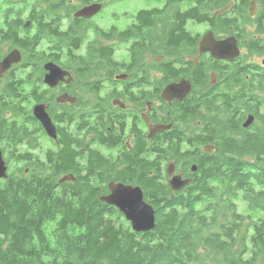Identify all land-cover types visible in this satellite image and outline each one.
Listing matches in <instances>:
<instances>
[{
  "label": "trees",
  "instance_id": "obj_1",
  "mask_svg": "<svg viewBox=\"0 0 264 264\" xmlns=\"http://www.w3.org/2000/svg\"><path fill=\"white\" fill-rule=\"evenodd\" d=\"M102 1L106 0H0V47L8 44L23 53L22 63L15 68L20 73L11 70L3 81L6 122L31 116L32 101L41 100L37 70L45 60L47 47L50 61L63 68L67 66L62 57L72 63L70 70L77 85H93L95 38L84 55H76V51L89 32L96 36V29L89 21L72 15L91 2ZM185 1L167 0L161 10L152 8L137 14L138 21L140 15H154L150 21L155 25L148 27L149 54L162 51L157 38L169 31L167 20L164 29L155 20L157 12L171 9L178 16ZM26 10L31 27L24 30V38H18ZM228 17H217L198 7L181 16L183 21ZM63 20L68 22L64 32L60 28ZM5 55L0 50V60ZM258 80L259 90L240 94L246 103L245 113L252 112L256 122L237 138H229L222 126V107L207 106L202 114L196 110L193 122L200 121L199 128L207 134L197 143H215L218 151L210 154L209 160L197 162L195 177L179 191L171 190L159 168L163 161L175 158L178 143L172 142L160 157L147 155L141 159L132 155L115 175L109 167H103L101 158L90 157L91 162L98 163H88L82 175L77 112L64 107L68 110L67 122H74L75 127L69 135L61 133L58 152H49L43 160L34 154L15 158L11 152L9 157L3 156L6 163L22 160L27 164L13 169L7 164L8 178L0 180V264H264V68ZM18 138L13 129H5L3 152L15 146ZM69 174L75 182H60V177ZM110 180L139 185L144 200L154 208V230L134 233L115 207L100 201ZM238 202L249 211L246 219L237 212Z\"/></svg>",
  "mask_w": 264,
  "mask_h": 264
},
{
  "label": "flooded vegetation",
  "instance_id": "obj_2",
  "mask_svg": "<svg viewBox=\"0 0 264 264\" xmlns=\"http://www.w3.org/2000/svg\"><path fill=\"white\" fill-rule=\"evenodd\" d=\"M166 1L163 0L161 6L156 9L164 8ZM92 3L94 2L90 4ZM101 3L104 6V2ZM196 7L217 17L227 15L229 17L222 20L210 18L204 21L181 19L184 13ZM226 7L230 9L225 14L217 15ZM151 9L139 10L124 22H111L105 28L95 27V74L91 86L77 85L73 72L59 64L70 73L72 80L68 83L60 82L54 88L44 84L46 71L43 66L46 62H53L48 59L51 51L46 48L45 60L40 62L37 70V83L41 90L39 97L42 98L40 101H32L30 107L32 114L33 106L45 105L56 129V139L47 136L33 114L11 119L9 123L13 122V125L6 122L3 81L18 65L13 66L1 77L2 152L5 129H13L19 136L15 146L9 149L15 157L31 156L40 148L38 141L41 140H47L53 145L46 151H40L43 156L49 152H58L60 138L64 133L68 135L73 133L75 127L74 122L69 123L66 119L68 110L64 107H71L77 112V123L79 121L76 133L81 143L78 152L82 153V158L78 166L83 170L82 175L86 174L88 163L94 165L98 163L91 162L90 157L101 158L105 163L103 166L109 167L112 175H115V172L123 170L132 155L141 159L147 155L160 157L166 153L165 148L169 142H172L173 145L178 143L175 158L160 163L161 178L168 184L166 167L171 164L172 176L180 174L181 179L189 180L190 184L198 170L197 162L209 160V155L216 153L217 150L215 143L201 145L197 143V140L205 139L207 134L203 128H199L200 121L193 122L196 110L202 114L207 106L222 107L225 116L222 126L231 139L237 138L244 130L250 131L256 119L252 112L245 113L246 103L240 94L260 88L258 75L260 69L264 68V0H188L180 5L178 16L172 14L171 9L157 12L155 20L163 29L167 20L169 31L164 37L163 31L157 38L162 51L155 54L148 53L150 47L148 27L150 24L155 25L150 21L154 15L146 13L140 15V20H137L139 12ZM251 9L255 10L252 16L249 15ZM101 11L92 19L85 21L92 22L101 15ZM28 23V26L23 23L18 38L25 37L24 30L31 27L30 21ZM197 26H202L203 29L197 31ZM206 34H212L216 42L231 39L232 41L225 47L232 51L237 50L238 53L231 59H218L210 51L200 52L199 44ZM116 54L119 56L116 57ZM181 81L189 84L190 93L180 101L164 100L162 98L164 89ZM62 94L74 98V101L57 103L56 98ZM220 100L223 103L219 102ZM249 116L254 117V121L248 128H244V122ZM56 117H60L61 120H57ZM157 125L166 126L167 129L161 131L152 129ZM206 146L214 148L207 152L204 151ZM27 172L26 170L25 173ZM69 182L73 183L75 180ZM107 194L108 191L105 195Z\"/></svg>",
  "mask_w": 264,
  "mask_h": 264
},
{
  "label": "water",
  "instance_id": "obj_3",
  "mask_svg": "<svg viewBox=\"0 0 264 264\" xmlns=\"http://www.w3.org/2000/svg\"><path fill=\"white\" fill-rule=\"evenodd\" d=\"M102 4L94 2L86 5L73 13V18L89 20L95 17L102 10ZM230 8L226 7L217 15L225 14ZM255 10L251 9L249 15H254ZM231 39H227L222 42H216L212 34H206L199 44V51H210L214 57L218 59H231L238 51H232L225 47L226 44L231 42ZM22 61V54L19 49H11L0 60V78L3 77L11 68L20 64ZM46 74L44 75V84L50 88L56 87L60 82H70L72 76L62 67L54 62H46L43 66ZM66 77H68L66 79ZM190 93V86L187 82L181 81L180 83H173L168 85L162 92V98L166 101L173 99L182 100ZM74 98L69 97L67 94H62L56 98L57 103H72ZM33 116L41 123L48 137L56 139V129L53 125L50 116L46 111V107L43 104H37L32 108ZM254 117L249 116L244 122L243 127L248 128L252 125ZM155 131H161L167 129L166 126L157 125L152 127ZM214 147L206 146L204 151L210 152ZM3 152L0 149V180H6L8 178V166L3 157ZM194 169V167H193ZM173 166L169 164L166 167L167 182L172 191H178L189 185V180L181 179V175H173ZM73 175H64L60 182L74 181ZM108 194L100 197V201L106 205L115 207L129 222L130 228L134 233H149L155 228V211L152 205L148 204L144 200L143 191L139 186L127 185L120 182L111 181L107 185Z\"/></svg>",
  "mask_w": 264,
  "mask_h": 264
},
{
  "label": "rangeland",
  "instance_id": "obj_4",
  "mask_svg": "<svg viewBox=\"0 0 264 264\" xmlns=\"http://www.w3.org/2000/svg\"><path fill=\"white\" fill-rule=\"evenodd\" d=\"M162 3H163V0H106L104 2L103 10L101 11V15L98 18L93 19L92 22H89V23L94 27L100 26V27L105 28L111 22L127 21V20H129L131 15L137 13L139 10L158 8L161 6ZM27 11H29V10H26V13H24L23 20H26V18H27ZM24 24L26 26H28L29 23H28V21L27 22L24 21ZM67 24H68L67 20L62 21V24L60 26L61 31L65 30V28L67 27ZM202 29H203L202 26L196 27L197 31H201ZM94 38H95V36L93 35V33L89 32L87 39L84 41V44L82 45V47L78 51H76V55L77 54L84 55L86 48H87V45L89 44V42L94 40ZM11 48L12 47L10 45L4 44L0 47V50L4 54L5 53L7 54L11 50ZM122 48L125 49L123 46H122ZM13 49H15V48H13ZM118 56L119 55L116 54V57H118ZM61 61L66 64L68 69L73 67L72 63L70 61H67V60L64 61L63 57L61 58ZM15 72L17 75L20 73V71L18 69L15 70ZM80 84H82V82ZM38 142L40 144V148L38 150H36V152H34V155L37 156L40 160H43V154L40 151H42V152L46 151L47 149L52 148L53 145H52V143L48 142L47 140H41ZM10 153L11 152H9V149H7L4 152V156L9 157L8 155ZM7 162H8V165L12 169H13V167H15V165H17V168L25 167L23 165L24 164L26 165V163L25 162L23 163L22 160L19 161V163H16L17 161H15V160L14 161L8 160ZM236 205H237V212L239 214L243 215L244 218L246 219V216L249 215V211L245 209L244 204L241 202H238ZM128 224H129V222H128ZM129 226H130V224H129Z\"/></svg>",
  "mask_w": 264,
  "mask_h": 264
},
{
  "label": "bare ground",
  "instance_id": "obj_5",
  "mask_svg": "<svg viewBox=\"0 0 264 264\" xmlns=\"http://www.w3.org/2000/svg\"><path fill=\"white\" fill-rule=\"evenodd\" d=\"M173 2V1H172ZM176 3V2H175ZM208 3V2H207ZM198 5H199V3H198ZM189 14V13H188ZM187 17V16H186ZM182 19V18H181ZM192 19V18H191ZM6 39V38H5ZM27 40V39H26ZM119 42V41H118ZM36 47V46H35ZM59 48V47H58ZM254 48V47H253ZM257 49V48H256ZM263 49V48H262ZM88 50V49H87ZM24 51V50H23ZM260 51V50H259ZM21 52V51H20ZM22 55H23V53H22ZM24 61H26V60H24ZM21 63H22V61H21ZM16 68V67H15ZM249 73V72H248ZM133 84V83H132ZM253 89V88H252ZM259 89V88H258ZM36 93V92H35ZM245 97V96H244ZM44 102V101H43ZM152 103V102H151ZM1 105V104H0ZM262 105V104H261ZM264 107V106H263ZM229 109V108H228ZM261 109H263L262 107H261ZM261 109H260V111H261ZM189 115V114H188ZM195 115V114H194ZM17 116V115H16ZM30 116V115H29ZM9 117H11V116H9ZM257 117V116H256ZM31 120V119H30ZM1 121V120H0ZM103 121V120H102ZM36 123V122H35ZM159 124V123H158ZM197 129V128H196ZM19 131H21V130H19ZM82 132V131H81ZM207 132V131H206ZM219 135V134H218ZM222 135V134H221ZM227 137V136H226ZM261 137V136H260ZM264 138V137H263ZM257 139V138H256ZM28 141V140H27ZM69 141V140H68ZM224 142V141H223ZM206 143V142H205ZM77 144V143H76ZM210 144H211V142H210ZM201 145V144H200ZM236 145V144H235ZM203 146V145H202ZM145 147V146H144ZM142 148V147H141ZM220 148V147H219ZM242 150V149H241ZM251 150V149H250ZM256 150V149H255ZM218 151V150H217ZM235 151H237V150H235ZM232 152V151H231ZM230 152V153H231ZM80 153V152H79ZM141 154V153H140ZM198 154V153H197ZM238 154V153H237ZM49 155V154H48ZM51 155V154H50ZM139 155V154H138ZM254 155V154H253ZM53 156V155H52ZM92 156V155H91ZM94 156V155H93ZM95 157V156H94ZM182 157V156H181ZM58 158V157H57ZM188 158V157H187ZM231 158V157H230ZM51 160V159H50ZM60 160V159H59ZM42 163V162H41ZM100 163H101V161H100ZM104 163V162H103ZM143 163V162H142ZM63 164V163H62ZM43 165V164H42ZM96 165V164H95ZM41 166V165H40ZM108 166H109V164H108ZM149 166V165H148ZM147 166V167H148ZM154 166V165H153ZM196 166V165H195ZM100 167V166H99ZM104 167V166H103ZM141 167V166H140ZM166 167V166H165ZM209 167V166H208ZM105 168V167H104ZM45 169V168H44ZM66 169V168H65ZM106 169V168H105ZM185 169V168H184ZM78 170V169H77ZM98 170V169H97ZM133 170V169H132ZM44 171V170H43ZM62 171V170H61ZM71 171V170H70ZM74 171V170H73ZM80 171V170H79ZM66 172V171H65ZM186 172V171H185ZM69 173V172H68ZM142 173V172H141ZM140 173V174H141ZM57 174V173H56ZM60 174V173H59ZM183 175V174H182ZM221 175V174H220ZM227 175V174H226ZM135 177V176H134ZM253 177V176H252ZM99 179V178H98ZM158 180V179H157ZM95 181V180H94ZM12 182V181H11ZM54 183V182H53ZM192 183H193V181H192ZM264 183V182H263ZM136 185V184H135ZM14 186V185H13ZM32 186V185H31ZM30 186V187H31ZM86 186V185H85ZM94 186V185H93ZM139 186V185H138ZM71 187V186H70ZM161 187V186H160ZM264 187V186H263ZM88 188V187H87ZM148 188V187H147ZM205 188V187H204ZM183 189V188H182ZM63 190V189H62ZM92 190V189H91ZM161 190V189H160ZM26 191V190H25ZM179 191V190H178ZM195 192V191H194ZM82 193V192H81ZM156 194V193H155ZM163 194V193H162ZM211 194V193H210ZM227 195V194H226ZM33 196V195H32ZM56 196V195H55ZM160 196H162V195H160ZM3 197V196H2ZM43 198V197H42ZM88 198V197H87ZM188 198V197H187ZM93 200V199H92ZM182 200V199H181ZM5 201V200H4ZM88 201V200H87ZM6 203V202H5ZM87 203V202H86ZM8 204V203H7ZM54 204V203H53ZM256 204V203H255ZM156 205V204H155ZM86 207V206H85ZM258 207V206H257ZM87 208V207H86ZM5 209V208H4ZM158 209V208H157ZM215 209V208H214ZM112 215V214H111ZM109 218V217H108ZM124 218V217H123ZM55 221V220H54ZM10 222V221H9ZM214 222V221H213ZM199 225V224H198ZM207 229V228H206ZM142 236V235H141ZM215 238V237H214ZM131 241V240H130ZM212 242V241H211ZM205 245V244H204ZM78 254V253H77ZM16 259V258H15ZM218 264V263H217Z\"/></svg>",
  "mask_w": 264,
  "mask_h": 264
}]
</instances>
